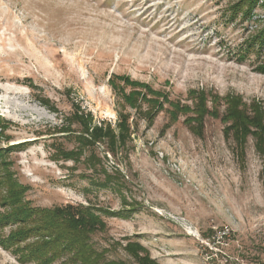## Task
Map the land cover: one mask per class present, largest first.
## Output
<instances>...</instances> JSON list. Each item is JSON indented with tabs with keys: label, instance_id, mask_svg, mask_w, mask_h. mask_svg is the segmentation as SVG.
Instances as JSON below:
<instances>
[{
	"label": "rangeland",
	"instance_id": "obj_1",
	"mask_svg": "<svg viewBox=\"0 0 264 264\" xmlns=\"http://www.w3.org/2000/svg\"><path fill=\"white\" fill-rule=\"evenodd\" d=\"M258 112L264 0H0V264H264Z\"/></svg>",
	"mask_w": 264,
	"mask_h": 264
},
{
	"label": "trees",
	"instance_id": "obj_2",
	"mask_svg": "<svg viewBox=\"0 0 264 264\" xmlns=\"http://www.w3.org/2000/svg\"><path fill=\"white\" fill-rule=\"evenodd\" d=\"M237 112V111H236ZM241 114V113H240ZM257 117H260L262 120H264V115L263 114H260L259 112L257 113ZM226 119H228V118H226ZM74 120L76 121V122H78L79 124H80V126H83L84 127V131H83V133L85 134H88V126H87V122H86V120H84L83 118H82V116H77V115H74ZM251 121H252V119H250V118H243L242 120H241V122L240 123H242L241 124V128H240V131H241V136H239L238 137V140L237 141H239L240 143H241V140H242V137H243V133H248V129L250 128V127H252L251 126ZM255 127H256V125H255ZM255 127H252V128H255ZM259 127V126H258ZM257 128V127H256ZM255 128V129H256ZM261 131H259V134L258 133H256V134H254V136H255V138H257V146H258V149H259V152H262V154L264 155V147L262 146V145H264V124H262V126H261ZM70 132V131H69ZM64 133V131L63 130H61V134H63ZM66 133V132H65ZM97 133H100V131H98V132H96V134ZM94 134H95V132H94ZM92 135H93V133H92ZM85 142V141H84ZM87 142V141H86ZM74 153V152H73ZM75 211H76V215H74L73 216V218L72 219H77V217H83V219L85 218L86 219V221L88 222V223H90L92 220L89 218V215L88 214H86V213H82L83 212V208H81V207H75V208H73ZM48 219V218H47ZM50 219V218H49ZM68 219H71V218H68ZM49 222H50V225H52V223H51V221L49 220ZM56 223L57 224H59V220H56ZM80 227L82 226V224L81 225H79ZM50 227V226H49ZM62 227H65V223L63 224V226ZM74 235H75V237H81L82 235H84L85 233L83 232V230L81 229V228H77L76 230H75V233H73ZM55 237H57V235H55L53 238H51L52 240L53 239H55ZM56 239H59V238H56ZM55 239V240H56ZM23 241V240H22ZM21 241V242H22ZM74 240H71L70 242H67V240L66 239H62V240H60L59 242L60 243H62V244H64V246L65 245H68L69 243H71V242H73ZM78 243H76L74 246H76ZM64 246H62V247H64ZM80 249H82L81 250V252L80 251H78V253H79V256H80V259L82 260V261H84V254L87 252V248H85V246L83 245V244H79V245H77ZM149 263V262H148ZM144 264H146V263H144Z\"/></svg>",
	"mask_w": 264,
	"mask_h": 264
}]
</instances>
